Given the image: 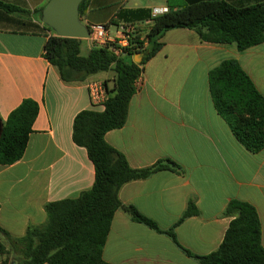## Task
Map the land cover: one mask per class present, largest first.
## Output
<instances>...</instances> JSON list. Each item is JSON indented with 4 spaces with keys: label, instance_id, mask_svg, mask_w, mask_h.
Here are the masks:
<instances>
[{
    "label": "crops",
    "instance_id": "crops-1",
    "mask_svg": "<svg viewBox=\"0 0 264 264\" xmlns=\"http://www.w3.org/2000/svg\"><path fill=\"white\" fill-rule=\"evenodd\" d=\"M0 1L26 10L32 22L42 26L38 12L49 0ZM190 1H225L235 7L262 2L88 0L80 19L85 25L108 24L110 29L119 25L147 29L149 20L118 21L117 12L177 10ZM6 18L0 11V133L10 112L23 100L38 105L23 157L0 166V227L13 237H22L28 225L45 223L44 204L76 198L92 188L94 167L86 150L73 143L72 124L79 112L95 109L86 84L104 83L112 77L104 72L83 82H63L57 68L43 58L51 33H21ZM86 41L89 53L91 45ZM161 42V50L143 66L125 125L107 132L105 141L133 169L168 158L183 173L161 171L131 181L119 190V200L163 231L179 221L188 200H193L198 215L184 220L174 232L179 244L198 256L218 249L232 220L223 212L231 200H240L256 209L264 247V149L251 153L236 140L214 109L208 87L209 72L232 59L264 96V43L241 52L235 46L204 42L189 29L169 30ZM134 59L139 60L136 55L129 57ZM102 256L109 264H198L168 236L133 222L121 210L113 216Z\"/></svg>",
    "mask_w": 264,
    "mask_h": 264
},
{
    "label": "trees",
    "instance_id": "trees-1",
    "mask_svg": "<svg viewBox=\"0 0 264 264\" xmlns=\"http://www.w3.org/2000/svg\"><path fill=\"white\" fill-rule=\"evenodd\" d=\"M87 2L79 6L80 18ZM0 11L7 16L6 22L21 33H51L43 46V58L57 68L63 82H83L104 72L112 77L103 83L107 93L104 110H83L72 124L73 143L86 150L94 167L92 188L76 198L44 204L45 223L28 225L22 237H13L0 227V264H109L103 260V247L118 210L133 222L168 236L198 264H264L261 223L251 204L231 200L223 215L232 220L220 246L211 254L195 255L179 244L174 232L184 220L198 215L193 200H188L179 221L167 231L119 200V190L131 181L147 179L161 171L182 174L183 169L168 158L133 169L124 155L105 141L107 132L125 125L129 103L137 91L136 81L143 66L161 50V39L167 31L193 30L204 42L235 46L242 52L264 43V0L248 7H235L225 1H190L155 17L146 10H119L118 21L149 20L150 26L136 28L120 55L114 54L112 45H91L86 57L80 54L81 41L58 37L47 26L34 24L26 10L0 1ZM130 14L133 16L128 17ZM135 55H140L139 63L129 60ZM208 87L214 109L236 140L251 153L264 149V96L239 63L232 59L220 63L209 72ZM37 114L38 105L31 99L23 100L10 112L0 133V166H10L23 157Z\"/></svg>",
    "mask_w": 264,
    "mask_h": 264
},
{
    "label": "built area",
    "instance_id": "built-area-1",
    "mask_svg": "<svg viewBox=\"0 0 264 264\" xmlns=\"http://www.w3.org/2000/svg\"><path fill=\"white\" fill-rule=\"evenodd\" d=\"M167 12V9H155L151 12L152 17ZM89 30L88 42L96 47L112 45V51L115 55H120L123 48L128 47L130 35L136 27L133 25H119L112 32L108 24H87ZM146 43H144V47ZM140 86V77L136 81V87ZM86 89L90 104L97 110H104V104L107 100V93L103 83L99 81H90L86 84Z\"/></svg>",
    "mask_w": 264,
    "mask_h": 264
},
{
    "label": "water",
    "instance_id": "water-1",
    "mask_svg": "<svg viewBox=\"0 0 264 264\" xmlns=\"http://www.w3.org/2000/svg\"><path fill=\"white\" fill-rule=\"evenodd\" d=\"M83 1L49 0L40 12V22L58 37L88 40L89 30L79 17V6ZM136 57L141 60L140 55ZM139 60L134 59V62L139 63Z\"/></svg>",
    "mask_w": 264,
    "mask_h": 264
},
{
    "label": "rangeland",
    "instance_id": "rangeland-1",
    "mask_svg": "<svg viewBox=\"0 0 264 264\" xmlns=\"http://www.w3.org/2000/svg\"><path fill=\"white\" fill-rule=\"evenodd\" d=\"M112 32L114 31L113 28L110 29ZM81 56L86 57L88 55V45L87 41L83 40L81 43V51H80ZM111 76V73H108Z\"/></svg>",
    "mask_w": 264,
    "mask_h": 264
}]
</instances>
